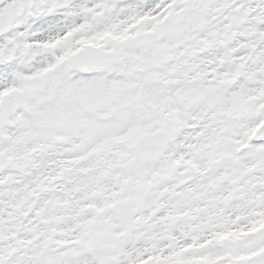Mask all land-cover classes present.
<instances>
[{"label":"snow or ice","instance_id":"obj_1","mask_svg":"<svg viewBox=\"0 0 264 264\" xmlns=\"http://www.w3.org/2000/svg\"><path fill=\"white\" fill-rule=\"evenodd\" d=\"M0 264H264V0H0Z\"/></svg>","mask_w":264,"mask_h":264}]
</instances>
